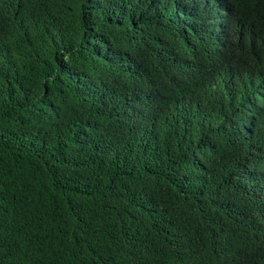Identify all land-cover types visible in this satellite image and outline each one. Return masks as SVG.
<instances>
[{
    "label": "trees",
    "instance_id": "obj_1",
    "mask_svg": "<svg viewBox=\"0 0 264 264\" xmlns=\"http://www.w3.org/2000/svg\"><path fill=\"white\" fill-rule=\"evenodd\" d=\"M0 264H264V0H0Z\"/></svg>",
    "mask_w": 264,
    "mask_h": 264
}]
</instances>
